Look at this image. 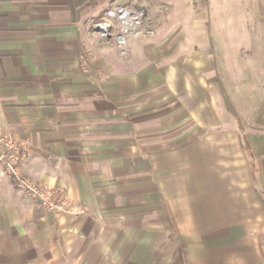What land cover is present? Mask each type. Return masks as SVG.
Here are the masks:
<instances>
[{
	"label": "crops",
	"instance_id": "obj_1",
	"mask_svg": "<svg viewBox=\"0 0 264 264\" xmlns=\"http://www.w3.org/2000/svg\"><path fill=\"white\" fill-rule=\"evenodd\" d=\"M110 1L0 0V126L30 142L29 176L88 208L55 215L0 166V264H264V96L216 132L153 129L168 114L136 102L167 95L175 116L184 92L199 129L218 125L216 49L190 77L157 45L124 59L82 24Z\"/></svg>",
	"mask_w": 264,
	"mask_h": 264
},
{
	"label": "rangeland",
	"instance_id": "obj_2",
	"mask_svg": "<svg viewBox=\"0 0 264 264\" xmlns=\"http://www.w3.org/2000/svg\"><path fill=\"white\" fill-rule=\"evenodd\" d=\"M115 4L143 13L142 32L131 35L123 48L113 41L103 39L90 23ZM82 24L86 31L97 37L100 45L116 49L124 59L132 57L138 63H143L140 50L144 51L148 45L160 46L162 52L174 51L175 56L184 58L186 77L192 73V57L195 52L210 47L216 49L212 56L216 61L217 80L214 95L221 113L218 125L202 126L199 129L197 123L188 116L193 102L188 93L184 92L178 95L179 102L173 104L178 110L175 116H170L171 110L168 107L164 108L167 95L165 98L162 95L156 96L160 99L148 102H136L132 110L138 113H143L146 108H154V116L161 112L168 114L165 118H152L147 125L153 129L159 130L169 125H172L169 128H177L183 133L194 129L189 137L216 132L238 124L242 109L244 113L247 111L246 122L251 120L259 106L257 97L264 96V0H111L105 10L98 15H89ZM81 70L90 73L91 67L83 63ZM98 75L102 81L109 76L104 72ZM158 92H161L160 87ZM163 92L167 94L165 89ZM226 97L231 99L233 113L226 111ZM125 108L129 109L127 105ZM258 192L260 194L262 190Z\"/></svg>",
	"mask_w": 264,
	"mask_h": 264
},
{
	"label": "built area",
	"instance_id": "obj_3",
	"mask_svg": "<svg viewBox=\"0 0 264 264\" xmlns=\"http://www.w3.org/2000/svg\"><path fill=\"white\" fill-rule=\"evenodd\" d=\"M142 21V11L115 4L90 23L103 39L113 41L123 48L131 35L142 32ZM30 151L28 140L14 138L0 126V166L15 186L55 215L70 214L77 217L85 214L87 207L72 201L63 188H49L26 173Z\"/></svg>",
	"mask_w": 264,
	"mask_h": 264
},
{
	"label": "trees",
	"instance_id": "obj_4",
	"mask_svg": "<svg viewBox=\"0 0 264 264\" xmlns=\"http://www.w3.org/2000/svg\"><path fill=\"white\" fill-rule=\"evenodd\" d=\"M260 196L262 197V199H264V195L262 194V192H260Z\"/></svg>",
	"mask_w": 264,
	"mask_h": 264
}]
</instances>
